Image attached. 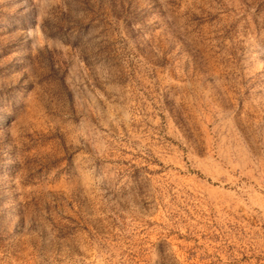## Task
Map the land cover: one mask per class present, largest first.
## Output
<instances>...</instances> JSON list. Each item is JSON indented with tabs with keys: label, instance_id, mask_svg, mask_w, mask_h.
<instances>
[{
	"label": "rangeland",
	"instance_id": "1",
	"mask_svg": "<svg viewBox=\"0 0 264 264\" xmlns=\"http://www.w3.org/2000/svg\"><path fill=\"white\" fill-rule=\"evenodd\" d=\"M0 264H264V0H0Z\"/></svg>",
	"mask_w": 264,
	"mask_h": 264
}]
</instances>
